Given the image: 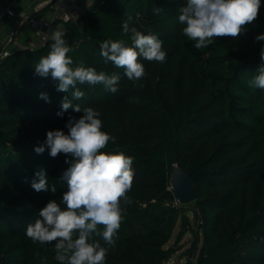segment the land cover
Returning a JSON list of instances; mask_svg holds the SVG:
<instances>
[{
  "label": "trees",
  "instance_id": "obj_1",
  "mask_svg": "<svg viewBox=\"0 0 264 264\" xmlns=\"http://www.w3.org/2000/svg\"><path fill=\"white\" fill-rule=\"evenodd\" d=\"M185 3L96 0L66 22L73 67L83 63L118 74L116 93L78 84L85 96L77 101L71 90H56L58 81L36 75L35 64L49 52L51 39L0 57V264H59L54 245L33 243L25 231L49 200L59 203L67 191L60 178L72 157L53 158L47 148L42 154L34 151L48 131L67 134L69 117L82 115L72 109L57 115L65 96L101 113L103 130L116 138L104 151L134 157L132 203L124 206L119 238L106 264H166L179 250L167 243L187 204L195 205L200 236L185 264H264V90L247 83L262 63L264 41L255 37L264 34V0L258 19L238 39L217 38L199 50L178 21ZM156 7L162 9L159 14L153 12ZM125 20L128 34L122 30ZM133 28L156 34L167 53L164 63L141 58L147 76L135 85L100 56L104 40L130 45ZM174 163L196 187L197 198L189 203L178 202L171 187ZM41 169L49 190L37 192L31 181ZM186 233L180 230L176 241Z\"/></svg>",
  "mask_w": 264,
  "mask_h": 264
},
{
  "label": "clouds",
  "instance_id": "obj_2",
  "mask_svg": "<svg viewBox=\"0 0 264 264\" xmlns=\"http://www.w3.org/2000/svg\"><path fill=\"white\" fill-rule=\"evenodd\" d=\"M260 7L261 0H186L179 9L178 21L184 25L183 35L199 50L213 45L217 38L238 39L247 26L258 19ZM161 11V8L153 9L155 14ZM122 30L124 34L129 33L127 20ZM131 32L130 45L122 39L104 40L100 44V56L105 64L111 62L123 69L127 79L135 85L147 76L141 58L164 63L167 53L156 34H143L135 28ZM65 35L66 31L58 27L51 30L53 42L47 55L35 64V74L58 81L56 90L65 93L71 90V97L77 101L85 96L78 84L102 85L106 91L116 93L120 81L118 74L98 72L83 63L73 67L74 61L69 55L73 49ZM255 40L264 41V34L256 36ZM259 55L262 63L247 83L251 88L264 90V47ZM40 98L50 102L47 93H41ZM60 108L58 116L69 109L82 115L79 119L69 117L65 125L67 134L63 130L48 131L45 143L34 151L42 154L47 148L53 158L61 153L72 157L65 161L70 166L60 178L66 183L67 191L59 203L49 200L40 209L39 218L27 225L25 235L33 243L54 245V259L59 264H106L109 249L115 247L119 238L124 206L132 203L128 193L135 177L134 157L123 151H104L110 142L115 144L116 138L103 130L99 111L92 107L82 108L78 103L74 105L67 96ZM35 177L31 187L37 192L48 191L45 171H37ZM50 191L56 193V186L52 185ZM101 240L106 246H102Z\"/></svg>",
  "mask_w": 264,
  "mask_h": 264
},
{
  "label": "crops",
  "instance_id": "obj_3",
  "mask_svg": "<svg viewBox=\"0 0 264 264\" xmlns=\"http://www.w3.org/2000/svg\"><path fill=\"white\" fill-rule=\"evenodd\" d=\"M96 0H0V57L5 49L11 52L27 47H37L39 45V33L29 25L17 28V17L5 14L7 6H11L18 14L26 11L28 14H46L52 16L55 10L61 14L67 9L76 10L82 14L86 12ZM57 8V9H56ZM17 28V34L13 41L9 42L12 31Z\"/></svg>",
  "mask_w": 264,
  "mask_h": 264
},
{
  "label": "built area",
  "instance_id": "obj_4",
  "mask_svg": "<svg viewBox=\"0 0 264 264\" xmlns=\"http://www.w3.org/2000/svg\"><path fill=\"white\" fill-rule=\"evenodd\" d=\"M57 9V8H56ZM5 14L16 16L17 17V28H20L24 25H29L33 29H35L39 33V45H44L49 39H51L50 32L55 28H60L67 31L66 22L70 20L77 19L81 14L76 10L67 9L63 11L61 14H58L57 10L54 11L52 16L43 14L40 16H33L28 14L26 11H21L20 13H16L14 9L10 6H7L4 10ZM1 13H0V22H1ZM17 28L15 31H12L9 42L13 41L14 35L17 34ZM11 51L9 49H5L1 54L2 57L10 54Z\"/></svg>",
  "mask_w": 264,
  "mask_h": 264
},
{
  "label": "rangeland",
  "instance_id": "obj_5",
  "mask_svg": "<svg viewBox=\"0 0 264 264\" xmlns=\"http://www.w3.org/2000/svg\"><path fill=\"white\" fill-rule=\"evenodd\" d=\"M189 206L184 207L183 213L178 219V224L174 230L173 236L167 243V247L173 246L179 250L175 252L166 264H185L191 261L192 256L190 253V248L194 247L199 235L198 232V222L199 218L196 216V209L194 204H187ZM188 216V218H187ZM180 230H187V233L183 236L181 241H176L177 235ZM198 246L201 244L197 242ZM197 256L193 257L195 258Z\"/></svg>",
  "mask_w": 264,
  "mask_h": 264
},
{
  "label": "water",
  "instance_id": "obj_6",
  "mask_svg": "<svg viewBox=\"0 0 264 264\" xmlns=\"http://www.w3.org/2000/svg\"><path fill=\"white\" fill-rule=\"evenodd\" d=\"M170 182L180 203L186 204L197 198L198 194L193 181L178 163H174Z\"/></svg>",
  "mask_w": 264,
  "mask_h": 264
}]
</instances>
